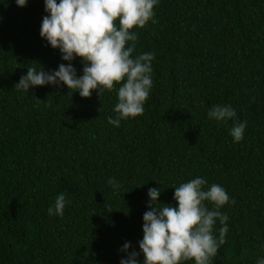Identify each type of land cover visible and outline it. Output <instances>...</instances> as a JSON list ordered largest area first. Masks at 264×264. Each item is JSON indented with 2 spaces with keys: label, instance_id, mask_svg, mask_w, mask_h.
<instances>
[{
  "label": "trees",
  "instance_id": "16d2710c",
  "mask_svg": "<svg viewBox=\"0 0 264 264\" xmlns=\"http://www.w3.org/2000/svg\"><path fill=\"white\" fill-rule=\"evenodd\" d=\"M46 15L45 0H0V264H120L132 251L144 264L149 189L178 207L174 188L195 178L229 196L226 242L210 264L264 259V0H158L155 23L133 29L132 57L154 56L149 97L119 126L108 119L122 85L90 98L62 83L15 88L29 67L69 63L41 38ZM70 63L83 75L79 58ZM216 105L235 117L210 119ZM60 194L63 214L49 215Z\"/></svg>",
  "mask_w": 264,
  "mask_h": 264
},
{
  "label": "clouds",
  "instance_id": "9594fccd",
  "mask_svg": "<svg viewBox=\"0 0 264 264\" xmlns=\"http://www.w3.org/2000/svg\"><path fill=\"white\" fill-rule=\"evenodd\" d=\"M27 2L16 0L19 7L26 6ZM157 3L158 0H59V3L45 0L49 15L42 20L41 38L53 49H59L62 59L69 63L59 65L51 73L29 67L15 88L28 92L30 87L62 83L78 91L82 98H90L93 91L101 96L104 90L111 91L114 86L122 85L118 88L119 102L114 109L118 117H109L108 122L119 126L120 119L143 115L152 86L154 56L144 53L132 57L138 38L133 29H143L150 20L155 23ZM130 41L132 45L128 46ZM75 58L85 65L79 77L70 63ZM235 115L230 106L220 105L208 113L216 121H226ZM245 127L246 123L242 122L232 129L236 142L243 139ZM108 183L114 189L120 187L115 179ZM205 183L204 179L195 178L174 188L178 207L160 204L161 190L149 189L150 210L143 216V239L139 242L144 264H183L185 261L210 264L218 248L226 242L228 216L219 209L229 203V196L217 184L205 190ZM205 202L213 204L215 209L210 211ZM65 204V196L60 194L54 208L48 209L49 215H62ZM216 220L222 225L219 240L213 235ZM130 247L126 243L123 251ZM138 255L132 251L120 264H138ZM258 264H264V259Z\"/></svg>",
  "mask_w": 264,
  "mask_h": 264
}]
</instances>
